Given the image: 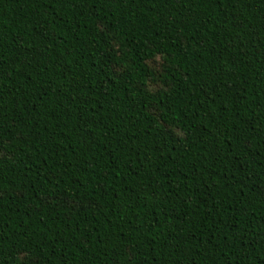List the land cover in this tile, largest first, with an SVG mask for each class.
I'll return each mask as SVG.
<instances>
[{
  "label": "trees",
  "instance_id": "1",
  "mask_svg": "<svg viewBox=\"0 0 264 264\" xmlns=\"http://www.w3.org/2000/svg\"><path fill=\"white\" fill-rule=\"evenodd\" d=\"M0 264H264V0H0Z\"/></svg>",
  "mask_w": 264,
  "mask_h": 264
}]
</instances>
